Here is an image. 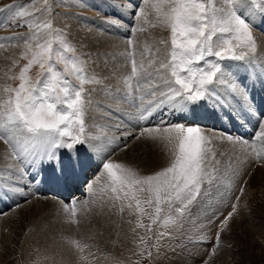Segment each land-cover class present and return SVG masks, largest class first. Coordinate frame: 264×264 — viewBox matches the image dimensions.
Instances as JSON below:
<instances>
[{
  "label": "rangeland",
  "instance_id": "rangeland-1",
  "mask_svg": "<svg viewBox=\"0 0 264 264\" xmlns=\"http://www.w3.org/2000/svg\"><path fill=\"white\" fill-rule=\"evenodd\" d=\"M13 3L27 4V10L47 9L41 17L29 19H33L34 22L36 19L43 21L51 14L54 28L51 33L48 29L41 28L37 35L32 37L29 29L7 26L11 14L0 13V25H2L0 26V123L7 125L4 105L7 104L10 93L6 89L18 87L19 71L27 63V60L23 59L24 43L9 42L4 38L17 34L30 37L29 46L32 47L33 52L39 51L35 48V44L51 41L52 61L46 65V68L50 66L52 73H46L40 68L38 62L34 63L26 73L29 82L35 84L41 81L37 87L47 91L50 96H60L61 102L64 98L62 91L64 87L69 89L73 98L76 90L83 89L86 93L90 92L85 105L86 123L94 130L95 135L101 137L99 144L102 146V151L96 152L85 145H79L73 150L74 161H78L81 152L85 155L95 152L92 157V163L95 166L86 170V177L84 180H77L78 182L75 178L72 180L69 178L76 176L77 164L74 171L60 176L64 183H73L70 186L71 191L72 188L75 189V192H71L60 202L55 199L58 198L56 195L50 193H46L45 197L33 194L28 187L33 183H25L26 179L20 180V183L24 185L23 190L11 184V181L18 177H14L8 167L13 163L9 158L11 149L3 140H0L2 149L0 153L3 154L6 151L8 154L5 156L6 161L0 159V194L7 191L14 202L10 206L7 202L9 208L6 210L0 208V212L3 210V215H0V264H78L77 256L73 255L76 251L75 245H71L70 250L69 241L87 245L84 251L79 253L85 257V260L79 264H204L205 260L208 264H264V163H262L264 162V140L255 136L261 121L264 120V103L260 109L256 110L255 102L249 99V95L247 101L243 103L238 99H232L227 104L202 100L188 105L183 111H174L176 117H180L179 119L169 118L168 110L173 111L169 107L163 110L169 114H162V120L149 124L150 126L146 125L148 128L142 127L139 119L137 120L139 109L137 104L142 102L147 105L155 99L149 95L155 87H160L167 92L166 81L175 86L171 67L160 68L161 63H171L170 28L158 26L154 7L161 5V0H149L147 5H143L141 0H131V3L129 0H47V2L46 0H0V8ZM208 3L210 6H229L226 0H208ZM138 7H144V17L134 16ZM261 7H264V4L256 7L242 6L249 13L248 17L237 10V14L252 27L256 51L236 48L237 55L241 52L246 55L244 61L225 60L220 63L227 72L235 75L244 88H247H245L246 92H250V89L253 91L255 88L254 90H258L257 94L262 97L264 94V11L260 10ZM129 37H131V44ZM230 38L229 34L217 32L213 36L216 50L224 40ZM162 40H167L168 43L163 44ZM233 43L235 44L236 41L233 40ZM100 47L107 49L103 57L97 53L101 50ZM133 59L136 60L135 75L132 72ZM215 59V57H206V60ZM85 61H87L86 64ZM200 66L194 65V67ZM202 66L208 68L207 64ZM117 72L128 74L129 80L125 79L119 85L116 84ZM98 74L102 75L99 78L100 81L95 76ZM65 80L67 83H64ZM104 94L109 95L107 100L104 99ZM11 96L14 98V93H11ZM134 96L139 97L138 100L135 97L136 103H133ZM262 100L264 101V98ZM199 105L205 108L204 112L207 108L215 111L217 107L221 111V108L227 107L229 112L237 116L240 126L249 132L247 136H238L234 134L235 131L229 132L221 128L216 119L213 120L216 124L213 121H194L209 137L218 138L223 134H230L237 138L243 137L248 142L236 145L235 149L232 144L212 139L210 145L206 147H209L210 151L217 152L231 153L233 149L239 154L245 152L256 164L247 170V174L237 172L238 167H235L236 164L233 165L235 172L229 170L220 176L219 183L210 188L208 194L203 197L204 200L201 199L199 203L193 204L190 213L183 218H180L179 214L168 213L166 208L159 217H156L154 203L149 206L145 202L149 196L146 191L142 194L137 193L141 200L140 207L144 209L143 213L137 209L135 200L115 199L116 194L111 192L110 178L101 168L103 162L105 160L120 161L138 170L141 175L152 174L167 166L170 159L174 158V144L169 142L164 127L175 123L192 124L193 122L188 123L182 118V114H188L193 120L192 113H199L200 109L196 110ZM150 122H153L152 118ZM224 123L230 125L229 122ZM145 128L150 129L143 131ZM142 131L143 136L137 139L136 137L140 136ZM30 136L31 134L23 125L17 128L16 138L21 143ZM108 140L111 143H108ZM140 147L148 151L147 158H160L162 165L148 172L151 165L147 168L149 163L148 161L144 163L145 156H142V151H138V148L143 149ZM175 150L178 151V148ZM31 164L42 172L48 166V163L45 165L39 161ZM48 167L52 172V165ZM30 171L31 169H28L25 175L28 176ZM209 171L215 175L211 168ZM31 173L34 172L31 171ZM98 175L104 178L95 179ZM32 178L35 177L28 176L29 181H32ZM90 184L91 188L88 187ZM241 187L244 189L243 194L240 193ZM221 195L229 198L225 200L226 203L221 200L224 199ZM46 196L50 197L51 201H56L55 203L60 202L61 208L54 207L51 201L45 200ZM237 196L239 200L236 199ZM113 202L116 207H112ZM129 203L132 205L131 209L128 208ZM233 204L236 205L237 211L224 227L221 222L228 217ZM201 205L203 210H199ZM217 207L221 208L218 210ZM73 209L76 211L75 216L72 215ZM204 210L210 212L206 214ZM109 212H116L119 214L118 218H113ZM154 219L155 223H153ZM165 220H168L167 225L164 224ZM218 232L220 247L216 249L214 255L210 256ZM130 237L132 243H128V247L127 241Z\"/></svg>",
  "mask_w": 264,
  "mask_h": 264
},
{
  "label": "snow or ice",
  "instance_id": "snow-or-ice-1",
  "mask_svg": "<svg viewBox=\"0 0 264 264\" xmlns=\"http://www.w3.org/2000/svg\"><path fill=\"white\" fill-rule=\"evenodd\" d=\"M129 2L131 3V0ZM226 2L229 4L228 7L210 6L208 0H161V5L154 6L158 26L165 29L170 28L171 63H161L160 68L171 67V76L175 78V86L166 81L167 92L160 87L153 88L149 95L155 99L147 105L137 104L140 108L139 120H147L154 111L165 110L169 107L173 111H183L188 105L199 103L202 100L224 104L232 99H238L242 103L247 101L248 94L243 85L233 73L227 72L220 62L244 61L246 55L243 52L237 55L236 48L256 51L252 27L237 14V8L239 6L256 7L264 4V0H251V3L249 0H226ZM141 3L147 5L149 0H141ZM27 9V4L13 3L0 8V13L11 14L7 26L29 29L32 37H35L41 28H46L51 33L54 28L51 14L43 21L36 19L34 22L33 19H29L41 17L47 9ZM260 10L264 11V7ZM134 16L144 17V7H138ZM133 28L135 29V25ZM217 32L231 36L218 46V50L213 44V36ZM4 39L9 42H23L25 45L23 59L27 60L19 71L18 87L6 89L10 93V98L4 105L7 125L0 123V140H3L11 149L9 158L13 163L8 167L11 174L18 177L12 180L11 184L23 190L24 185L20 183V180L27 172L25 165L37 161L55 163L58 171L66 173L69 169H73L77 162L82 166L83 160L74 161L70 157L65 164L61 161L59 150L65 149L71 153L79 145H85L100 152L102 151V146L99 144L101 137L95 135L94 130L86 123L85 105L90 92L86 93L83 89L76 90L73 98L69 89L64 87L62 89L64 98L61 102L60 96H50L47 91L37 87L41 81L35 84L29 82L26 73L34 63L38 62L40 68L46 73H52L50 66L46 68V65L52 61V42L35 44V48L39 51L33 52L32 47L29 46L30 37L17 34ZM233 40L236 41L235 44ZM131 42V37H129V43ZM161 43L167 44L168 41L162 40ZM206 57L216 59L206 60ZM203 64H207L208 68L203 67ZM194 65L201 66L194 67ZM132 72L135 75V59L132 61ZM181 73H186V75H181ZM64 83H67V80ZM11 93H14V98ZM133 103H136L135 98ZM20 125H23L31 134L23 143L16 138V130ZM117 130H119V125H117ZM143 131H149V129L145 128ZM143 131L140 136L136 137L137 139L143 136ZM164 131L168 134L169 142L174 144V158L170 159L167 166L148 175H141L138 170L111 160H105L101 168L110 178L111 192L116 194L115 199L135 200L137 209L143 213L144 209L140 207L141 200L137 193L142 194L146 191L149 196L145 202L149 206L154 203L156 217H159L166 208L168 213L179 214V217L183 218L190 213L193 204L199 203L208 194L210 188L219 183L220 176L229 170L234 173L233 165L239 163L237 156L223 151H210L206 145H210L212 139L232 144L233 148L238 144L243 145L248 142L243 137L237 138L230 134H223L218 138L209 137L202 131L201 126L195 123L166 125ZM255 136L264 140V120L261 121ZM107 142L111 143L110 140ZM176 148L178 151L175 150ZM209 168L215 172V175L209 171ZM103 178L98 175L95 179L102 180ZM30 182L37 183L38 181L33 178ZM91 187L90 184L89 188ZM243 191L241 187L240 193L243 194ZM6 194H8L7 191ZM236 199L239 200V196ZM112 207H116L114 202ZM128 208H132L131 203L128 204ZM236 211V205L233 204L232 211L221 222L224 227ZM72 215H76L75 209L72 210ZM155 222L154 219L153 223ZM164 224L167 225L168 220H165ZM73 244L76 248L73 255L77 256L79 264L85 260V257L79 253H82L87 245L69 241L70 250ZM219 247L220 234L218 232L210 256L214 255ZM204 264H208V261L205 260Z\"/></svg>",
  "mask_w": 264,
  "mask_h": 264
},
{
  "label": "bare ground",
  "instance_id": "bare-ground-1",
  "mask_svg": "<svg viewBox=\"0 0 264 264\" xmlns=\"http://www.w3.org/2000/svg\"><path fill=\"white\" fill-rule=\"evenodd\" d=\"M237 10H238V12H240V13H242L243 15H245V17H248L249 16V13L248 12H246V10H244L243 8H242V6H239L238 8H237ZM139 25V24H138ZM85 30H83V32H84ZM90 33V32H89ZM79 34H82V33H79ZM93 35H95V34H93ZM147 36V35H146ZM96 37V36H95ZM139 39V38H138ZM120 41V40H119ZM139 41H140V39H139ZM119 43V42H118ZM116 45H118V44H116ZM113 47V46H112ZM119 47H121V46H119ZM101 48V47H100ZM106 48V47H105ZM123 48V47H122ZM109 49V48H108ZM106 51H107V49H102L101 48V50L99 51V52H97L98 53V55H102V57L105 55V53H106ZM112 52V51H111ZM95 55V54H94ZM93 55V56H94ZM99 57V56H98ZM109 58H110V56H109ZM118 60V59H117ZM121 60V59H120ZM117 70V69H116ZM98 73V72H97ZM118 73V72H117ZM122 73V72H121ZM117 74V76L118 77H116L115 78V81H116V84H120V82L121 81H123V80H129V77H128V74H124V73H122V74ZM110 75V74H109ZM113 75V74H112ZM96 76V78H98V81H100L99 80V78H101L102 77V75H95ZM106 77V76H105ZM108 77V76H107ZM248 80H250V79H248ZM261 80V79H260ZM263 80V79H262ZM97 81V82H98ZM118 81V82H117ZM113 82V81H112ZM260 82V81H259ZM251 83V82H250ZM260 83H262V82H260ZM259 83V84H260ZM252 84H254V83H252ZM246 85V84H245ZM261 85V84H260ZM249 86V85H248ZM246 88V87H245ZM247 89V88H246ZM248 89H250V88H248ZM253 89V88H252ZM255 89V88H254ZM253 89V91L250 89L249 91L250 92H248V95H249V99L251 100V101H254L255 102V105H256V107H255V109L257 110V109H260L261 107H262V104L264 103V101L262 100L263 98H264V94L262 95V97L259 95V94H257L258 93V90H254ZM95 92V91H94ZM141 92V91H140ZM250 93H252L253 95H251ZM140 94V93H139ZM138 94V95H139ZM143 92L141 93V96L143 97ZM105 95V94H104ZM251 96H253V97H251ZM109 97V95L108 94H106L105 95V97H104V99L105 100H107V98ZM136 96H134V98H135ZM138 96L136 97V100H138ZM104 99H103V102H105L104 101ZM140 99H141V97H140ZM139 99V100H140ZM249 100V101H250ZM214 102V101H213ZM217 103V102H216ZM250 103V102H249ZM253 103V102H252ZM251 103V104H252ZM206 104V103H205ZM244 104H247V103H244ZM139 105H145V103H142V102H140V104ZM214 105V104H213ZM254 105V104H253ZM254 105V106H255ZM211 108H213V107H211ZM220 108V107H219ZM227 107H224V108H221V111L216 107V109L217 110H215V111H213V110H211L210 108H207V110H205V112H204V109L205 108H203L202 106L200 107V105L199 106H197V108H196V110L197 109H200L199 110V113H196V114H194V113H192L193 115H194V117H193V120H191L190 118H189V116H188V114L187 115H184V114H182L183 115V117L182 118H184L186 121H188V123L189 122H193L194 123V121H199V122H206V121H210V122H212L213 120H215L216 119V121H219V123H220V126H221V128H223L224 130H227V131H235L234 132V134H237L238 136H247V135H249V132H248V130L246 129V128H244V127H242V126H240V123H239V121H237V119H236V117L237 116H235V115H233L232 113H231V111L229 112L228 111V109H226ZM168 109V108H167ZM203 109V110H202ZM202 110V111H201ZM218 111L220 112V113H218ZM139 112H140V108L137 110V120L139 119ZM168 112H170V114L169 113H166V112H163V110H161V111H154L150 116H149V118L147 119V120H141L142 122H140V120H138L139 121V123H141L142 124V127L143 126H146V125H149V124H152V123H156L158 120H162L161 119V115L162 114H164L165 113V115H168L169 116V118H172V119H179L180 117H176L177 115H176V112H174V111H169L168 110ZM241 112H242V110H241ZM231 113V114H230ZM240 113V112H239ZM243 113V112H242ZM172 116V117H171ZM226 117V119H223V118H225ZM151 118L153 119V122H150L151 121ZM181 118V119H182ZM103 120V119H102ZM125 120H127V121H129L128 119H126L125 118ZM216 121L214 122L215 124H216ZM135 122H137V121H135ZM134 122V123H135ZM224 122H229V124L230 125H226ZM160 123V122H159ZM98 125V124H97ZM139 125V124H138ZM95 126V125H94ZM99 126H101V125H99ZM103 126V125H102ZM107 126V125H106ZM150 126V125H149ZM147 128H148V126H146ZM104 128V127H103ZM99 129V128H98ZM150 129V128H149ZM103 130V129H102ZM100 131H101V129H100ZM110 131V130H109ZM107 132V131H106ZM205 132V131H204ZM124 135V134H123ZM122 135V136H123ZM219 135V134H218ZM211 136V135H210ZM220 136V135H219ZM123 138V137H122ZM217 138V137H216ZM118 139V138H117ZM124 139H125V137H124ZM132 139H133V137H132ZM126 141V140H125ZM127 143V142H126ZM123 144H125V143H123ZM225 146V145H224ZM221 147V146H220ZM247 147V146H246ZM3 148V147H2ZM140 148H143V147H140ZM149 148V147H148ZM228 148V147H227ZM230 148V147H229ZM237 147H235V149H236ZM0 149H1V144H0ZM2 150V149H1ZM223 150V149H222ZM234 150V149H233ZM232 150V152L230 153V154H233V155H235V156H237L238 158H239V163L238 164H236L235 165V167H238V171L237 172H240V173H244V174H247L246 172H247V170H249V168H251V166H253V164H256L255 162H254V160H253V158L252 157H250V159H249V157H248V155L245 153V152H242L243 154H239V152H237V151H233ZM117 151V150H116ZM138 151H142V156H145V160L146 161H144V163L146 162L147 163V161H148V163H149V165L147 166V168H149L150 167V165H151V168H149L148 169V172L149 171H153L154 169H156V166H161L162 164H161V160H160V158H150L149 159V157L147 158V155H148V151L146 150V149H139L138 148ZM3 152V151H2ZM68 151L67 150H65V149H62L61 151H59V155H60V158H61V161L63 160V162L66 164L67 163V161L69 160V158L71 157V158H73V156H72V152H71V154H68L67 153ZM84 152V151H83ZM151 153V152H150ZM95 154V152H92L91 154H88V155H85V153L83 154L82 152L79 154L80 155V157H79V159H78V161L80 160V159H82L83 160V165L81 166L78 162L76 163L77 164V170H75L76 171V176L78 175V178H76V176H70L69 178L72 180V179H74L75 178V180L77 181H81V180H84V177H86L85 176V171L86 170H88V169H90V168H94L93 166H95V164L94 163H92V157H93V155ZM127 154V153H126ZM6 155H8L7 153H6V151L5 152H3V154H1L0 153V159H3V161H6L7 159L5 158V156ZM136 156V155H135ZM153 157H155V156H153ZM128 158V157H127ZM143 159H144V157H143ZM143 161V160H142ZM120 162V161H119ZM124 162V161H123ZM133 162V161H132ZM47 163V162H46ZM46 163H45V165H46ZM139 162H137V164H138ZM244 163V164H243ZM136 166H137V164L136 163H134ZM52 165V169L51 170H53L52 172L49 170V167L48 166H51ZM48 166L46 167V170L44 171V172H42L40 169H35L34 168V166H33V164H31V163H29V164H27V165H25V167L27 168V170L28 169H31V171H33L34 173L32 174L31 173V171H30V174L28 175V176H33V177H35L36 178V180L38 181L36 184H31V185H28V187L33 191V194H35L36 196H43V197H45L44 195L46 194V193H50V194H52V195H56L58 198H55V199H58L59 201L60 200H62L63 201V198L64 197H67V195H69L71 192H73V190H75V189H73L72 191H69V189H67V184H65L63 181H62V179L60 178V171H58L57 170V168H55V166H57L55 163H48ZM129 166V165H128ZM76 167V166H75ZM54 168V169H53ZM253 168V167H252ZM72 171H74V168L73 169H69L66 173H64V174H69V173H71ZM77 171H78V174H77ZM29 172V171H28ZM231 173V172H230ZM232 174V173H231ZM240 175V174H239ZM238 175V176H239ZM28 176H26L25 174H24V176H23V179H26L24 182L25 183H28V182H30L29 180H28ZM237 176V177H238ZM241 176H242V174H241ZM236 177V176H235ZM68 178V179H69ZM241 178V177H240ZM32 180H33V178H32ZM234 180V179H233ZM77 181V182H78ZM74 182V181H73ZM67 183V182H66ZM80 183V182H79ZM75 184H76V182H75ZM78 185V184H77ZM77 185L75 186V187H77ZM26 187V186H25ZM88 187H89V185H88ZM88 192V191H87ZM4 192H1V194H0V208H2L3 210H6L7 208H9V206L11 205V204H14V202L10 199V197H9V194H6V193H4ZM222 193V192H221ZM220 193V194H221ZM227 193V192H226ZM224 194V193H223ZM226 195V194H225ZM114 196V195H113ZM220 196V195H219ZM222 196V198H224V199H221V200H223V202L224 203H226L225 202V200H227V198H226V196H223V195H221ZM47 198L45 199V200H48V201H51L50 200V197H48V196H46ZM54 197V196H53ZM86 197H88L87 196V194H86ZM15 198H17V199H19L18 198V196H15ZM43 199V198H42ZM229 199V198H228ZM204 200V199H203ZM86 201V200H85ZM7 202H8V204H9V206H8V204H7ZM52 202V205H54V207L56 206L57 208H61V201L60 202H58V203H55L56 201H51ZM81 202V201H80ZM213 202V201H212ZM208 203V202H207ZM214 203V202H213ZM104 204V203H103ZM206 204V203H205ZM213 206V205H212ZM200 209L199 210H201L203 207H202V205L199 207ZM221 208V207H220ZM219 207H217V209L219 210L220 209ZM55 209V208H54ZM205 209H207V208H205ZM3 210H1L2 212H0V213H3ZM203 210V209H202ZM212 210V209H211ZM204 212L206 213H209L210 211L208 210H204ZM218 212V211H217ZM112 216H113V218H115V217H117L118 218V215L119 214H117L116 212L115 213H113V212H109ZM202 213V212H201ZM204 213V214H205ZM206 213V214H207ZM123 216V215H122ZM121 216V217H122ZM205 216V215H204ZM197 217V216H196ZM194 218V217H193ZM200 218H202V217H200ZM197 219V218H196ZM199 220V219H198ZM200 221H201V219H200ZM196 224H198V223H196ZM204 225H206V224H204ZM196 226H198V225H196ZM196 226H195V228H196ZM201 226V225H200ZM211 226V225H210ZM207 227H208V225L206 226V229H207ZM129 233V232H128ZM123 236V235H122ZM123 238V237H122ZM126 238V237H125ZM125 240V239H124ZM132 239H131V237L130 238H128V241H127V244L129 243H132V241H131ZM121 241H122V239H121ZM129 244H128V247H129ZM123 245V244H122ZM137 245V244H136ZM121 246V244L119 245V247ZM131 246V245H130ZM121 249H123L122 247H121ZM203 249V248H202ZM157 261H159V260H157Z\"/></svg>",
  "mask_w": 264,
  "mask_h": 264
}]
</instances>
